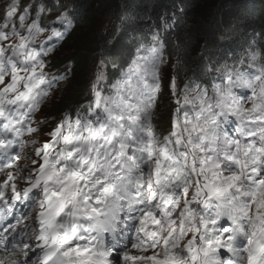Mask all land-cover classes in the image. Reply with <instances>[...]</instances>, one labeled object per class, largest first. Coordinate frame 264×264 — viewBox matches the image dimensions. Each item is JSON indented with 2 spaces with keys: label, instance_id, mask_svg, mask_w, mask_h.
<instances>
[{
  "label": "snow or ice",
  "instance_id": "6c2138e0",
  "mask_svg": "<svg viewBox=\"0 0 264 264\" xmlns=\"http://www.w3.org/2000/svg\"><path fill=\"white\" fill-rule=\"evenodd\" d=\"M18 7V0H11L0 25V172L17 169L0 182V218L11 216L0 228V245L6 246L5 233L24 238L0 264H35L30 253L38 264H113L114 253L124 264H264V63L255 64L259 57L251 54V73L225 67L212 96L205 90L190 99L188 84L177 96L173 77L169 88L179 107L161 140L153 121L164 46H141L127 69H120L109 95L97 87L108 80L98 69L93 98L80 106L86 114L78 109L73 122L65 113L40 144L23 137L41 133L47 121L35 114L71 69L49 78L44 57L54 51L49 41H59L63 33L52 28L47 40H40L46 31L39 24L43 5L30 24L31 6L25 7L17 27ZM55 23L70 26L67 11ZM248 102L251 107H245ZM231 118L238 121L234 134L228 131ZM29 145L36 157L31 164L38 167L22 176L25 169L15 161ZM17 179L28 187L19 190ZM29 201L35 215L18 214L17 204ZM225 218L231 226L219 223ZM129 220L137 228L132 247L150 255L121 249L120 226ZM221 249L229 254L226 259ZM15 255L24 259H12Z\"/></svg>",
  "mask_w": 264,
  "mask_h": 264
},
{
  "label": "trees",
  "instance_id": "16d2710c",
  "mask_svg": "<svg viewBox=\"0 0 264 264\" xmlns=\"http://www.w3.org/2000/svg\"><path fill=\"white\" fill-rule=\"evenodd\" d=\"M61 1L72 4L79 24L56 54V60L62 62L70 53L76 64L72 78L61 86L51 103L54 115L82 99L99 50L111 53L127 51L121 37L111 48L107 47L119 23L126 31L143 32L152 20L158 22L160 13L181 11L176 29L167 34L179 75L200 69L195 67L199 49L214 50L218 33L232 36L239 31L264 29V0Z\"/></svg>",
  "mask_w": 264,
  "mask_h": 264
},
{
  "label": "rangeland",
  "instance_id": "374dc122",
  "mask_svg": "<svg viewBox=\"0 0 264 264\" xmlns=\"http://www.w3.org/2000/svg\"><path fill=\"white\" fill-rule=\"evenodd\" d=\"M29 7V6H28ZM38 8L35 7V8H30V12H29V15H28V19L26 20V23L30 24L33 20L37 19V16H36V12H37ZM18 16L16 17V22H17V27H19V20H18ZM31 17V18H30ZM25 34H27L25 32ZM15 38H12V42ZM37 47L39 46V43H37L36 45ZM68 97H70V95L68 94Z\"/></svg>",
  "mask_w": 264,
  "mask_h": 264
},
{
  "label": "bare ground",
  "instance_id": "6f19581e",
  "mask_svg": "<svg viewBox=\"0 0 264 264\" xmlns=\"http://www.w3.org/2000/svg\"><path fill=\"white\" fill-rule=\"evenodd\" d=\"M169 36V35H168Z\"/></svg>",
  "mask_w": 264,
  "mask_h": 264
}]
</instances>
